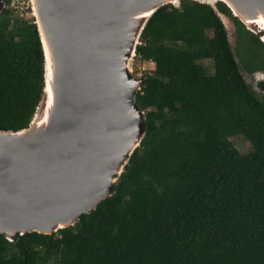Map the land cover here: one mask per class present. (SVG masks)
Instances as JSON below:
<instances>
[{
    "label": "trees",
    "instance_id": "trees-1",
    "mask_svg": "<svg viewBox=\"0 0 264 264\" xmlns=\"http://www.w3.org/2000/svg\"><path fill=\"white\" fill-rule=\"evenodd\" d=\"M234 21L235 47L209 3L155 9L135 51L154 63L136 95L145 134L112 193L54 232L0 234V264H264V77L256 89L240 69L264 74V42ZM44 67L35 19L4 7L0 130L28 127Z\"/></svg>",
    "mask_w": 264,
    "mask_h": 264
},
{
    "label": "water",
    "instance_id": "water-1",
    "mask_svg": "<svg viewBox=\"0 0 264 264\" xmlns=\"http://www.w3.org/2000/svg\"><path fill=\"white\" fill-rule=\"evenodd\" d=\"M31 1L45 78L28 127L0 130V234L8 239L73 225L112 193L145 134L144 110L136 102L142 81L134 77L130 60L150 15L173 2ZM197 1L212 5L230 42L237 29L234 16L264 42V27L257 22L264 17V0H220L231 15L217 9L218 0ZM5 2L0 0V13ZM47 84L52 101L41 125Z\"/></svg>",
    "mask_w": 264,
    "mask_h": 264
},
{
    "label": "rangeland",
    "instance_id": "rangeland-1",
    "mask_svg": "<svg viewBox=\"0 0 264 264\" xmlns=\"http://www.w3.org/2000/svg\"><path fill=\"white\" fill-rule=\"evenodd\" d=\"M172 5L179 6V1L171 2ZM4 7H7L11 10L13 15L17 14L18 16L25 17L28 20H32L35 18L33 14L32 1L31 0H9L8 3L5 2ZM231 43L233 47H235L236 41V32L231 33ZM200 62L206 65L208 71L212 70V62L211 60H200ZM130 68L136 79H140L141 75L145 72L151 71L154 68V63L152 61H140L135 56L130 60ZM240 69L243 73L245 80L247 81L249 86L257 89V82L263 78V74L261 72L258 73H249L244 69L242 65H240ZM232 142L236 146V148L242 152L246 153L252 149L251 143L242 135L235 134L231 137Z\"/></svg>",
    "mask_w": 264,
    "mask_h": 264
},
{
    "label": "bare ground",
    "instance_id": "bare-ground-1",
    "mask_svg": "<svg viewBox=\"0 0 264 264\" xmlns=\"http://www.w3.org/2000/svg\"><path fill=\"white\" fill-rule=\"evenodd\" d=\"M173 2H176L177 0H172ZM257 22L260 23L261 26L264 27V17L260 16L258 19H257ZM44 49H45V53H46V65H47V71H48V75H47V82L50 81V73H51V66H50V55H49V51L47 49V46H46V43L44 42ZM46 91L48 92V100H47V104H46V110H45V115L44 117L38 121L37 123L38 124H44L46 122V119H47V114H48V107L50 106L51 104V101H52V92H51V89L49 87V84H47V88H46Z\"/></svg>",
    "mask_w": 264,
    "mask_h": 264
},
{
    "label": "clouds",
    "instance_id": "clouds-1",
    "mask_svg": "<svg viewBox=\"0 0 264 264\" xmlns=\"http://www.w3.org/2000/svg\"><path fill=\"white\" fill-rule=\"evenodd\" d=\"M179 1V0H178Z\"/></svg>",
    "mask_w": 264,
    "mask_h": 264
}]
</instances>
